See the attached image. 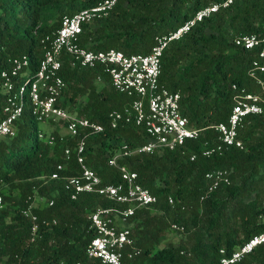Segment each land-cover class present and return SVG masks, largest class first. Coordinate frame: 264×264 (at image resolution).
I'll use <instances>...</instances> for the list:
<instances>
[{
	"label": "trees",
	"instance_id": "obj_1",
	"mask_svg": "<svg viewBox=\"0 0 264 264\" xmlns=\"http://www.w3.org/2000/svg\"><path fill=\"white\" fill-rule=\"evenodd\" d=\"M96 1L0 0V70L8 68L10 59L25 55L32 73L40 58L39 38L56 29L62 16ZM217 1L117 0L107 17L81 27L78 43L91 51L147 54L157 37L167 36L196 11ZM250 34L264 35V0H232L226 9L203 19L163 50L158 83L179 94L180 113L190 127L201 131L197 139L173 150L117 160L136 174L137 183L156 200L128 218L140 253L123 259L122 264H217L219 250L228 256L264 230V115L244 120L237 131L241 149L227 148L207 158L200 155L215 141L216 133L208 127L224 123L228 117L230 86L260 93L246 76L255 52L236 48L231 42L234 36ZM59 73L66 86L60 106L103 127L101 133L85 140L84 164L103 184H118V171L107 160L121 145L130 149L146 141L142 130L132 124L108 126L107 114L130 100L110 88L108 77L99 68H70L63 58ZM98 75L101 82L95 81ZM2 104L0 94V109ZM37 125L24 108L15 135L0 140V263L88 264L84 249L91 232L86 216L113 203L94 194L70 200L63 179L77 176L79 168L72 156L63 161L62 147L72 148L75 139L66 137L61 145L48 125L56 140L49 146L37 139L42 132ZM191 155L194 159L189 161ZM57 164H63V169L59 179L51 180ZM215 170L229 173V185L200 201L206 184L203 176ZM167 197L172 205L167 204ZM36 200L43 203L31 208L38 230L30 241V222L21 211ZM45 200H52V205L47 206ZM171 224L183 228L184 240L176 246L162 244ZM236 264H264V249H254Z\"/></svg>",
	"mask_w": 264,
	"mask_h": 264
},
{
	"label": "built area",
	"instance_id": "obj_2",
	"mask_svg": "<svg viewBox=\"0 0 264 264\" xmlns=\"http://www.w3.org/2000/svg\"><path fill=\"white\" fill-rule=\"evenodd\" d=\"M116 2L117 0H97L86 9L70 16H62L56 29L39 38L40 58L32 73L28 71L29 61L25 55L10 59L8 68L0 70V94L3 97L0 140L15 135V124L26 108L30 117L38 124L52 127L59 136L61 145H64L66 137L75 139L72 148L66 145L62 147L63 161L68 162L72 156L79 168L77 176L63 179L64 189L70 193V200L80 194H94L113 203L108 208H96L86 216L87 230L91 232V238L84 249L88 264H122L123 259L139 255L140 250L135 246L127 220L136 210L147 208L156 200L147 189L137 183L136 174L118 164L117 160L164 149L173 150L187 140L197 139L201 130L190 127L187 119L180 113L179 94L168 91L158 83L160 57L171 41H177L203 19L226 9L232 0H218L199 9L173 32L157 37L147 54L124 55L115 49L91 51L82 48L78 43L81 27L107 17ZM231 42L236 48L255 52V59L251 61L246 76L260 93L250 92L244 86L236 84L230 86V112L224 123L208 127L213 129L216 137L212 144L205 146L200 152L206 158L227 148L241 149L242 143L237 137V131L244 120L249 116L264 115V35L234 36ZM63 58H66L70 68H99L108 77L110 88L130 100L120 110L107 114L108 126L114 129L118 124H132L142 130L146 141L130 149L121 145L107 160V165L118 171V184H103L84 164L82 154L85 140L101 133L103 127L70 114L60 106V97L66 89L59 73ZM95 81L101 82V77L98 75ZM59 130L64 133L60 134ZM37 139L49 146H53L56 141L50 131L38 132ZM193 159L194 156L191 155L189 161ZM62 169L63 164H57L50 179H59L58 172ZM228 175L226 170L205 173L204 194L199 200L202 201L217 188L229 185ZM166 200L168 205L173 204L170 197ZM45 203L51 206L52 200H45ZM32 207L33 202L21 211L22 216L30 222V241L38 230V221L31 211ZM2 208L0 199V210ZM40 223L43 225L45 221ZM50 223L54 225L55 221L51 220ZM169 230L181 233L183 228L171 224ZM256 248L264 249V230L251 236L228 256L222 249L219 250L217 264H236Z\"/></svg>",
	"mask_w": 264,
	"mask_h": 264
},
{
	"label": "rangeland",
	"instance_id": "obj_3",
	"mask_svg": "<svg viewBox=\"0 0 264 264\" xmlns=\"http://www.w3.org/2000/svg\"><path fill=\"white\" fill-rule=\"evenodd\" d=\"M37 126H38V129H40L42 132H45V133H48L51 130L48 125L43 124V123H39ZM59 132H60V134L64 133L63 130H59ZM252 197H253V192L250 194V198H252ZM41 203H43V200H41V201H37L36 200V201H34L33 205L34 206H36V205L38 206ZM183 240H184V235L183 234L175 233V232H172L170 230H167L166 233H165L164 241H163L162 244L163 245L170 244L172 246H176L180 242H182Z\"/></svg>",
	"mask_w": 264,
	"mask_h": 264
}]
</instances>
